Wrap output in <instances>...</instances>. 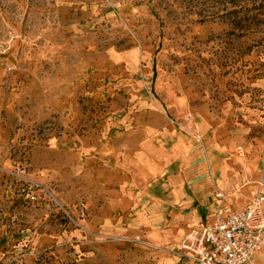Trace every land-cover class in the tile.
Here are the masks:
<instances>
[{
    "label": "rangeland",
    "instance_id": "rangeland-1",
    "mask_svg": "<svg viewBox=\"0 0 264 264\" xmlns=\"http://www.w3.org/2000/svg\"><path fill=\"white\" fill-rule=\"evenodd\" d=\"M263 13L0 0V264H183L216 190L264 192Z\"/></svg>",
    "mask_w": 264,
    "mask_h": 264
},
{
    "label": "built area",
    "instance_id": "built-area-1",
    "mask_svg": "<svg viewBox=\"0 0 264 264\" xmlns=\"http://www.w3.org/2000/svg\"><path fill=\"white\" fill-rule=\"evenodd\" d=\"M211 222L195 228L179 248L193 264H254L252 258L264 248V192L244 208L236 209L220 190Z\"/></svg>",
    "mask_w": 264,
    "mask_h": 264
},
{
    "label": "crops",
    "instance_id": "crops-1",
    "mask_svg": "<svg viewBox=\"0 0 264 264\" xmlns=\"http://www.w3.org/2000/svg\"><path fill=\"white\" fill-rule=\"evenodd\" d=\"M221 191V190H220ZM210 197H211V195H210ZM213 199H214V201L215 202H213L214 204H213V207L211 206V208H210V206H207L206 208H204V207H201V208H199L200 210H202V213H203V217H204V220L203 221H205L204 223H202V224H198V226H196V227H194V228H192L191 230H193V229H195V228H200V227H203V226H205V225H207V224H209L210 222H211V220L213 219V216H214V214H215V212H216V209H217V206H218V201L216 200V198H215V196L213 195V197H212ZM234 208H236V207H234ZM236 209H240V207H237ZM207 211V212H206ZM190 230V231H191ZM189 233V232H188ZM184 238V237H183ZM182 238V239H183ZM181 239V240H182ZM181 242V241H180ZM261 253H264V248H263V250L261 251V252H259V253H257L256 255H259V254H261ZM255 255V256H256ZM255 256L252 258V262L254 263V264H257V263H255L254 262V258H255ZM178 257H179V260L183 263V264H193L192 263V261L188 258V257H184V256H182L181 255V253H178ZM264 264V263H263Z\"/></svg>",
    "mask_w": 264,
    "mask_h": 264
},
{
    "label": "trees",
    "instance_id": "trees-1",
    "mask_svg": "<svg viewBox=\"0 0 264 264\" xmlns=\"http://www.w3.org/2000/svg\"><path fill=\"white\" fill-rule=\"evenodd\" d=\"M263 5V10H264V0H261V6ZM264 14V13H263Z\"/></svg>",
    "mask_w": 264,
    "mask_h": 264
}]
</instances>
